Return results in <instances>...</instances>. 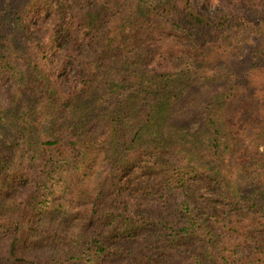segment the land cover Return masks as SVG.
<instances>
[{
    "label": "trees",
    "instance_id": "16d2710c",
    "mask_svg": "<svg viewBox=\"0 0 264 264\" xmlns=\"http://www.w3.org/2000/svg\"><path fill=\"white\" fill-rule=\"evenodd\" d=\"M262 146L264 0H0V264H264Z\"/></svg>",
    "mask_w": 264,
    "mask_h": 264
},
{
    "label": "rangeland",
    "instance_id": "374dc122",
    "mask_svg": "<svg viewBox=\"0 0 264 264\" xmlns=\"http://www.w3.org/2000/svg\"><path fill=\"white\" fill-rule=\"evenodd\" d=\"M199 6H200L201 9L206 10V11H214L215 10V6L213 4H205V3H202L201 2ZM261 81H262V79H261ZM202 99L203 98H197V97H195V99L194 100H190L191 102H189V103H193L194 101H196V103H200ZM260 149L264 150V146H262ZM55 191H57V193H59L58 192L59 189H57L56 187H53V186L48 187L46 189V191H45L46 194L48 195V197H47V203H49L51 205L53 204V199H54V195H55V194L53 195V193ZM46 245H47V247L45 246V248L39 247V249L33 250L32 253L35 254L34 256L35 257H41L43 255L44 256H46V255L48 256V254L52 255L55 252L56 253H61L62 252L60 246L54 245V243H48Z\"/></svg>",
    "mask_w": 264,
    "mask_h": 264
}]
</instances>
